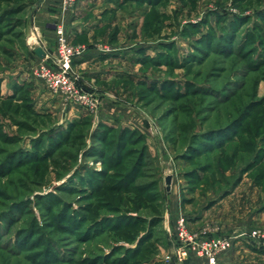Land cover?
<instances>
[{"label": "rangeland", "instance_id": "obj_1", "mask_svg": "<svg viewBox=\"0 0 264 264\" xmlns=\"http://www.w3.org/2000/svg\"><path fill=\"white\" fill-rule=\"evenodd\" d=\"M28 1L0 0V264H120L129 249L122 264H163L180 215L231 237L239 263L264 264V238L250 235L264 230V0L100 7L104 75L80 77L94 110L36 96ZM117 216L136 223L107 229Z\"/></svg>", "mask_w": 264, "mask_h": 264}, {"label": "crops", "instance_id": "obj_2", "mask_svg": "<svg viewBox=\"0 0 264 264\" xmlns=\"http://www.w3.org/2000/svg\"><path fill=\"white\" fill-rule=\"evenodd\" d=\"M116 2L117 0H78L72 12L62 13L60 0H34L29 7L30 11L26 28L29 52L27 64L32 68V71L33 67L42 60V57L35 53V45L40 41L47 51L55 50L56 25H59L63 27L72 43H85L83 37L88 36V50L85 51L84 55L76 57L73 62V70L80 74L84 84L100 80L104 74H101L102 68H94V64L98 63L94 60L98 52L92 41L100 26L109 21V16L102 14L98 10L100 7L104 9L110 8ZM36 84L35 93L42 103L55 106L62 104V97L52 95L41 80H37ZM70 106V114L78 115L81 113L78 109L79 107L71 106L70 109ZM188 222L190 228L195 230V224L189 219ZM176 243L175 236L173 239H169V242L165 245L166 248L163 249V253L158 256L163 264H207L205 257L198 256L195 253H190L189 257L184 261H178L175 256ZM167 256H170V258L167 259ZM239 259H242V257L233 245L230 250L221 255V260L224 262L239 263Z\"/></svg>", "mask_w": 264, "mask_h": 264}, {"label": "built area", "instance_id": "obj_3", "mask_svg": "<svg viewBox=\"0 0 264 264\" xmlns=\"http://www.w3.org/2000/svg\"><path fill=\"white\" fill-rule=\"evenodd\" d=\"M77 2L78 0H60L61 12L73 11ZM83 51L82 46L71 42L62 26L56 25L55 50L53 53L46 50V55L34 66L33 74L44 83L47 90L61 96L68 104H78L94 110L98 106L97 98L80 84V75L73 70L75 58ZM250 235L262 239L264 230L253 229ZM174 236L177 241L175 256L178 261H184L190 253H195L205 257L207 264H241L221 260V255L233 245L231 237L210 235L208 230H193L184 215L177 218Z\"/></svg>", "mask_w": 264, "mask_h": 264}, {"label": "trees", "instance_id": "obj_4", "mask_svg": "<svg viewBox=\"0 0 264 264\" xmlns=\"http://www.w3.org/2000/svg\"><path fill=\"white\" fill-rule=\"evenodd\" d=\"M23 1H26V0H23ZM28 1V0H27ZM28 3H29V1H28ZM32 3H33V1H32ZM106 127V126H105ZM227 128V127H226ZM228 130V129H227ZM105 140H106V138H105ZM230 140V138H228L225 142H221V144L219 145V147L220 146H223V145H225V143L227 142V141H229ZM124 149H123V146L121 147V149H118V150H116L115 152H114V154H110L109 155V163H108V165H110V166H112V165H120L122 162H123V160L125 159V154H124V151H123ZM113 155H117L115 158H114V156ZM108 156V155H107ZM140 161V158L138 157V160H135L134 161V163H133V165H132V167H131V169L130 170H128V172H126L124 175H122L120 178H119V180L117 181L118 182V184H116V186H120V187H122V188H125V187H127V186H129L130 184H131V179H132V176H133V171L136 169V167H137V165H138V162ZM115 186V185H114ZM95 187V186H94ZM121 217H123V216H117V217H113V218H109V219H111L110 221H111V224H109V226H107L106 228L107 229H110V228H120V227H122V226H132V224H135L136 223V221L134 220L133 222L132 221H129V222H119L121 219ZM129 216H126L125 218H128ZM106 220H104V221H101V219L100 220H98V219H95V220H93V221H91V222H85V225H86V228H89L88 230L90 231V232H92L96 227L98 228V226L100 225V224H102V223H104L105 221H108L109 219H107V218H105ZM98 232V231H97ZM96 232V233H97ZM96 235V234H95ZM131 253H132V249H129V250H127L125 253H124V255H123V257H122V260L123 259H125L126 260V262L128 261V260H130L131 258V256H133L134 255V253L131 255ZM114 259V258H113ZM113 259H112V261L111 262H113ZM122 260H119L120 262H118V261H115V262H117V263H120V264H122L123 263V261ZM91 263L92 262H94V261H92V260H89ZM101 262H99V263H97V264H100Z\"/></svg>", "mask_w": 264, "mask_h": 264}, {"label": "water", "instance_id": "obj_5", "mask_svg": "<svg viewBox=\"0 0 264 264\" xmlns=\"http://www.w3.org/2000/svg\"><path fill=\"white\" fill-rule=\"evenodd\" d=\"M34 11L32 12V16H33ZM35 53L40 56V57H44L46 55V50L43 46V44L39 41L36 45H35ZM171 181H172V175L169 174L165 177V182L167 185V189L169 190L171 187Z\"/></svg>", "mask_w": 264, "mask_h": 264}]
</instances>
